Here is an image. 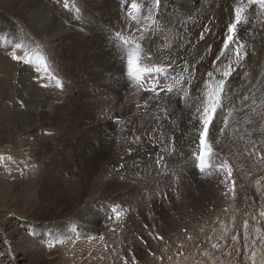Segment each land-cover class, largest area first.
<instances>
[{
    "label": "rangeland",
    "instance_id": "obj_1",
    "mask_svg": "<svg viewBox=\"0 0 264 264\" xmlns=\"http://www.w3.org/2000/svg\"><path fill=\"white\" fill-rule=\"evenodd\" d=\"M16 1L0 0V197L6 198L0 204V221L8 219L0 222V264H22L42 246L57 251L52 264H211L212 258L213 264L218 263L227 248L222 239L207 240L209 230L232 222L235 212L244 219L264 213V170L258 168L264 164V82L242 100L241 110L248 107L253 112L247 108L241 113L237 106L235 114L232 106L222 103L216 114L221 122H213L208 134L201 171L200 142L195 154L194 144L183 147L178 129L180 121L188 120L190 111L198 107L197 103L189 110L197 84L194 80L187 81V88L178 84L166 72L171 68L160 67L144 40L151 37L154 0H44L53 7L58 4L61 15L64 10L79 11L90 27L84 36L73 30L44 33L41 30L51 22L53 10L40 13L39 0ZM254 19L247 36L239 34L227 48L232 52L236 42L242 45L240 61H247V54L257 48L253 39L264 38V8ZM133 57L140 69L164 71L130 75ZM160 77L169 81L156 86ZM156 87L165 90L157 94ZM251 93H261L262 100L253 102ZM102 101L108 104L100 108ZM237 115L240 123L230 120ZM223 121L228 122L227 135L222 132ZM191 126L188 133L193 137L203 128L200 118ZM19 176L25 182L34 180V190H19ZM13 182L7 193L4 187ZM108 185L113 192L105 190ZM26 203L30 212L25 216L21 212ZM85 204L92 217L100 211L101 217L73 220ZM17 229L26 233L34 229L35 234L17 254L19 262L13 263L7 239L15 237L11 231ZM122 234L126 237L116 239ZM257 246L242 251V261L233 264H264V247ZM223 260L227 264V258Z\"/></svg>",
    "mask_w": 264,
    "mask_h": 264
},
{
    "label": "bare ground",
    "instance_id": "obj_2",
    "mask_svg": "<svg viewBox=\"0 0 264 264\" xmlns=\"http://www.w3.org/2000/svg\"><path fill=\"white\" fill-rule=\"evenodd\" d=\"M16 1V0H15ZM26 1V0H25ZM32 1V0H31ZM44 1V0H43ZM42 0H39V4L37 8H40L39 11L40 13H43L44 9L50 10L54 12L53 18L51 17V22L47 26L41 27L43 28L41 31H43L46 34H51L55 33L56 31H78L82 36L89 34L90 27L87 25L86 18L83 17L84 19L82 20L81 14H79V11L76 12V10H73L72 12L69 9L68 11H65L64 13H61V10L58 12V9L56 7H53L52 5L48 4L47 2H43ZM63 1V0H62ZM101 2V0H99ZM2 2V1H1ZM17 2V1H16ZM15 2V3H16ZM57 2V1H56ZM88 2V1H87ZM90 2V1H89ZM88 2V3H89ZM94 2V1H93ZM29 3V2H28ZM38 3V1H37ZM51 3V2H49ZM68 3V2H67ZM150 3V2H149ZM22 4V3H21ZM34 4V3H33ZM69 4V3H68ZM67 4V5H68ZM92 4V3H91ZM15 5V4H14ZM20 5V4H19ZM61 5V4H60ZM70 5V4H69ZM148 5V4H147ZM247 5V7H245ZM3 6V3H2ZM31 6V5H30ZM33 6V5H32ZM44 6V7H43ZM149 6V5H148ZM1 7V6H0ZM17 8L16 6H14ZM23 7V6H22ZM73 7V6H72ZM237 7H244V19L246 22H241L237 29H236V36L239 34H245L247 36V29L250 28L252 23L254 22V16L257 13L258 9L261 8L259 4H249V0H154L153 1V8H152V15L150 14L151 10L149 11V14L152 16V25L150 26V34L151 37L144 38L146 43L151 49V52H153L157 56V60L160 63V67L166 66L171 69H168L166 72L171 73L175 81L178 82L181 86L185 84V88L189 87L187 85V81L191 84L192 81L196 82V91L193 94V99L190 103L191 106H189V110L192 109L194 104L198 103V107H194L190 111L191 115H189L187 118L188 120H182L180 121V127L178 128L181 136V142L183 143V147L185 146V143H188L187 145H190L191 143L194 144V152L197 154L199 151V140H200V133L203 131V128L198 134L193 135L189 134L191 127L189 125H192L194 122L200 118L202 115V105L204 106L205 103V96L204 93L207 90L206 85L207 84H212L214 85L215 83H218L220 79L225 80V92L223 93V99L222 103L230 105L234 108V112L236 114L237 112V106L238 109L240 108V112L242 111V100L244 97H246V92L250 90H258L260 87L261 82H264V38L259 39H253L255 41L254 43L257 45L254 50L247 54L248 56L246 58L247 61H238L236 58V47L238 43L236 42L235 45L233 46L234 51H230L228 49L224 48V42L229 35L228 31V25L234 22L235 19V9ZM5 8L8 9L5 5ZM30 8V7H29ZM33 8V7H31ZM10 9V7H9ZM52 9V10H51ZM14 10V9H13ZM19 10V8L17 9ZM36 10V9H35ZM7 11V10H6ZM12 11V10H11ZM46 11V10H45ZM8 12V11H7ZM19 12V11H18ZM263 12V11H262ZM11 13V12H10ZM16 13V12H15ZM21 13V12H19ZM13 14V13H12ZM22 14V13H21ZM45 14V13H44ZM53 14V13H52ZM19 15V14H18ZM48 15V14H47ZM73 15L75 16L76 20L73 18ZM22 16V15H21ZM24 16V15H23ZM38 16V15H37ZM51 16V14H50ZM65 16V18L63 17ZM19 17V16H18ZM47 17V16H46ZM26 18V17H25ZM24 18V19H25ZM41 18V17H40ZM63 18V19H61ZM23 19V18H22ZM36 20V19H35ZM45 22L48 20H45ZM62 20V21H61ZM82 20V21H81ZM32 21V20H31ZM81 21V22H80ZM43 22V23H45ZM154 22H155V27H154ZM258 22V21H257ZM40 23V22H39ZM47 23V22H46ZM151 23V22H150ZM29 24V22H28ZM27 24V25H28ZM42 24V23H41ZM40 24V25H41ZM31 25V24H30ZM42 26V25H41ZM35 27V26H34ZM40 29V28H39ZM148 29V28H147ZM146 29V30H147ZM31 31V30H30ZM35 31H37L35 29ZM33 33V32H32ZM40 33V32H39ZM42 33V32H41ZM57 33V32H56ZM63 33V32H62ZM255 33V32H254ZM36 34V33H35ZM38 34V33H37ZM149 34V32H148ZM41 36V35H39ZM46 36V35H45ZM49 36V35H48ZM235 36V38H236ZM251 36V35H250ZM248 35V37L250 38ZM243 39V37H240ZM246 38V37H245ZM244 38V39H245ZM252 38V37H251ZM257 38V37H256ZM143 40V41H144ZM238 40V39H237ZM235 40V41H237ZM247 41V40H245ZM244 41V42H245ZM240 42V41H239ZM243 42V41H242ZM250 42V41H249ZM248 42V43H249ZM234 43V42H233ZM247 43V42H246ZM251 44V42H250ZM112 45V44H111ZM248 45V44H247ZM263 45V47H261ZM231 46V47H232ZM246 46V44H245ZM251 46V47H253ZM247 47V46H246ZM249 47V46H248ZM249 47V48H251ZM248 48V50H250ZM243 49V48H242ZM253 49V48H252ZM242 51V50H241ZM244 51V49H243ZM247 51V50H246ZM105 52V51H104ZM106 55V52L104 53ZM234 52V54H233ZM113 53V52H112ZM111 53V54H112ZM246 53V52H245ZM110 54V53H107ZM243 54V53H242ZM104 55V56H105ZM113 55V54H112ZM245 55V54H244ZM244 58V56H243ZM242 58V59H243ZM174 61H177L178 64L180 65L179 67L175 64ZM111 63V62H110ZM191 64V65H190ZM1 65V64H0ZM228 68H231L232 72L229 77H224L223 73L224 71L228 70ZM122 69V68H121ZM163 69V68H162ZM211 72L213 75L212 77L208 76V73ZM2 73V72H1ZM11 73V72H10ZM23 73V72H22ZM21 73V74H22ZM20 74V77H21ZM157 75V74H156ZM12 76V75H11ZM25 76V75H24ZM15 77V76H14ZM157 77V76H156ZM155 77V78H156ZM189 77V78H188ZM24 78V77H23ZM16 80V79H15ZM27 80V79H26ZM160 82L156 83V86H161L162 83L169 81L167 78L162 79L161 77L158 79ZM115 81V80H114ZM22 82V81H21ZM24 82V81H23ZM22 82V83H23ZM125 82V81H124ZM155 82V81H154ZM173 83V82H172ZM28 84V83H27ZM114 84V83H113ZM1 85V83H0ZM23 86V85H22ZM192 87V85H190ZM27 87V85H26ZM29 87V86H28ZM150 87V86H149ZM190 87V88H191ZM105 88V87H104ZM224 88V89H225ZM28 89V88H27ZM26 89V90H27ZM107 89V88H106ZM223 89V90H224ZM24 90V89H23ZM23 90H21L23 92ZM165 90V88L161 89L159 87L155 88V91L157 94L162 93ZM20 91V90H19ZM105 91V90H104ZM192 91L189 90V92ZM25 92V91H24ZM23 92V93H24ZM264 92V91H263ZM106 93V92H105ZM165 93V92H164ZM226 93V94H225ZM250 93V92H249ZM190 94V93H189ZM225 94V95H224ZM255 94V93H254ZM251 93V100L256 102L258 98H261V93L259 95H254ZM20 95V94H19ZM21 94V98H22ZM26 95V94H25ZM104 95V94H103ZM110 95V94H109ZM141 95V94H140ZM144 95V94H143ZM105 96V95H104ZM107 96V95H106ZM105 96V97H106ZM128 96V95H127ZM145 96V95H144ZM143 96V97H144ZM164 96V95H163ZM19 97V96H18ZM125 97V95H124ZM250 97V96H249ZM154 98V97H153ZM26 99V98H25ZM166 97H160V100L164 101ZM51 100V99H50ZM112 100V98H111ZM128 100V99H127ZM158 100V101H160ZM184 100V99H183ZM204 102H203V101ZM245 100V99H244ZM250 100V102H251ZM260 100V99H259ZM29 101V100H28ZM110 101V100H109ZM114 101V100H113ZM113 101H110L113 103ZM130 101V100H129ZM139 101V100H138ZM160 101V102H161ZM176 101V100H175ZM249 101V99H247ZM32 101H29V103ZM142 102V100H141ZM155 102V101H153ZM182 102V101H180ZM246 101H244L245 103ZM249 102V104H251ZM110 103V104H111ZM149 103V102H148ZM158 103V102H157ZM248 103V102H247ZM245 103V104H247ZM257 103V102H256ZM261 103V101L259 102ZM258 103V104H259ZM28 104V102H27ZM26 104V105H27ZM31 104V103H30ZM46 104V103H45ZM108 102L102 101L100 103V108L104 107ZM109 104V106H110ZM146 103H144L145 105ZM174 104V103H173ZM184 104V103H183ZM180 104V105H183ZM255 104V103H253ZM252 104V105H253ZM139 105V104H138ZM149 105V104H148ZM158 105V104H157ZM160 105V104H159ZM164 105V103H163ZM179 105V102H178ZM185 105V104H184ZM183 105V106H184ZM257 105V104H256ZM254 105V106H256ZM29 106V104H28ZM165 106V105H164ZM170 106V105H169ZM176 106V105H175ZM186 106V105H185ZM27 107V106H26ZM31 107V106H29ZM39 107V106H38ZM45 107V106H44ZM43 107V110H45ZM160 107V106H158ZM182 108V110L186 109V107L179 106V108ZM224 107V105H223ZM247 107V106H244ZM251 107V105H250ZM34 107H31L32 109ZM113 108V107H112ZM171 108V106H170ZM184 108V109H183ZM221 108V107H220ZM225 108V107H224ZM228 108V107H227ZM236 108V109H235ZM248 108V107H247ZM245 109L244 111L247 112L250 108ZM255 108V107H254ZM260 108V107H259ZM51 109V108H49ZM165 109V108H164ZM33 110V109H32ZM176 109H174L175 111ZM259 110V109H256ZM255 110V111H256ZM262 110V109H261ZM37 111V110H36ZM35 111V113H36ZM39 111V110H38ZM42 112V109L40 110ZM48 111V110H47ZM46 111V112H47ZM51 111V110H50ZM231 111V110H230ZM242 111V112H244ZM24 112V111H23ZM41 112H40V117H41ZM45 112V111H44ZM129 112V111H128ZM136 112V111H135ZM139 112V111H138ZM161 112H163L161 110ZM177 112V111H176ZM180 112V111H179ZM232 112V111H231ZM239 112V111H238ZM239 112V113H240ZM241 112V113H242ZM253 112V109L252 111ZM250 112V113H251ZM260 112V111H258ZM19 113V112H18ZM21 113V111H20ZM19 113V114H20ZM27 113V112H26ZM39 113V112H38ZM43 113V112H42ZM166 113V112H165ZM169 113V112H168ZM172 113V112H170ZM174 113V112H173ZM189 113V112H188ZM222 113V112H220ZM29 114V113H27ZM145 114V113H143ZM161 114V113H160ZM167 114V113H166ZM227 114V113H226ZM225 114V115H226ZM234 114V113H233ZM45 115V114H44ZM177 115V113H174V116ZM182 115V114H181ZM223 115V114H222ZM246 115V113H245ZM249 115V114H248ZM258 115V114H257ZM6 116V115H5ZM139 116V114H137ZM141 116V115H140ZM250 116V115H249ZM248 116V117H249ZM252 116V115H251ZM256 116V115H255ZM20 117V116H19ZM38 117V116H37ZM50 117V116H49ZM179 117V115H178ZM222 117V116H221ZM224 117V116H223ZM226 117V116H225ZM239 117L245 118V116H242L239 114ZM238 115L233 119H230L232 121H238L239 119ZM151 118V117H150ZM146 120V124H150L151 119ZM157 118V117H156ZM259 118V116L257 117ZM36 119V118H35ZM47 119V118H46ZM136 119V118H135ZM140 117H138V120ZM254 119V116H253ZM256 119V117H255ZM263 119V115H262ZM261 119V120H262ZM44 120V119H43ZM174 120V119H173ZM222 120H225L222 118ZM245 120V119H244ZM259 120V119H258ZM45 121V120H44ZM43 121V122H44ZM137 121V120H136ZM156 121V120H155ZM166 121V119H165ZM164 121V122H165ZM179 121V120H177ZM218 121H220L219 114L218 116L215 117L214 123L216 124ZM227 121V120H226ZM225 121V122H226ZM252 121V120H251ZM23 122V120H22ZM30 122V121H29ZM143 122V121H142ZM171 122V121H170ZM221 122V121H220ZM219 122V123H220ZM224 122V121H223ZM222 129V132L224 135H227L229 133L228 131V125L225 123ZM240 123V120L238 121ZM253 122V121H252ZM32 123V121H31ZM137 122H135L136 124ZM178 123V122H177ZM198 123V122H197ZM242 123V120H241ZM256 123V122H255ZM24 124V122H23ZM26 124V123H25ZM43 124V123H42ZM133 124V122H132ZM138 124V123H137ZM171 124V123H170ZM179 124V123H178ZM232 124V123H231ZM249 124V123H247ZM254 124V123H253ZM251 124L252 126L250 127H255V125ZM29 125V123H28ZM33 125V124H32ZM41 125V124H40ZM102 125V124H101ZM154 125V124H153ZM6 126V125H5ZM8 126V125H7ZM62 126V125H61ZM172 126V125H171ZM218 126V125H217ZM215 126L216 130L219 128ZM220 126V125H219ZM24 127V125H23ZM29 127V126H28ZM32 127V126H31ZM176 127V126H174ZM178 127V126H177ZM249 127V128H250ZM7 128V127H5ZM22 128V127H21ZM38 128V127H37ZM213 128V127H212ZM222 128V127H221ZM15 128H13L14 130ZM26 129V128H25ZM34 129V128H33ZM55 129V128H54ZM128 129V128H127ZM172 128H170L171 130ZM1 130V129H0ZM31 130V128H30ZM254 130V129H253ZM16 131V130H15ZM25 131V130H24ZM163 131V130H162ZM167 131V130H166ZM198 131V130H197ZM1 132V131H0ZM10 130L8 129L9 133ZM14 132V131H13ZM18 132V131H17ZM106 132V131H105ZM3 133V132H2ZM6 133V131H5ZM12 133V131H11ZM187 133L190 135L188 136ZM197 133V132H196ZM179 134V133H178ZM235 134V133H234ZM3 135V134H2ZM1 135V136H2ZM6 137V136H5ZM4 138V136H3ZM2 138V140H3ZM12 139V138H10ZM9 139V140H10ZM5 140V138H4ZM8 140V141H9ZM102 141V140H101ZM114 141V140H113ZM13 143V142H12ZM231 144V143H230ZM167 145V144H166ZM228 145V144H227ZM181 148V147H180ZM182 149V148H181ZM186 151V150H185ZM155 152V151H154ZM260 153V152H259ZM158 154V152H157ZM156 154V155H157ZM9 156V155H8ZM155 156V155H154ZM197 156H200L199 154ZM16 158V157H15ZM7 159V158H6ZM262 161V160H261ZM25 163V162H24ZM104 163V162H103ZM31 164V163H30ZM81 164V163H80ZM262 164V163H260ZM259 164V165H260ZM104 165L102 166V170L104 169ZM258 165V168L261 170H264V164L261 165V167ZM24 166V165H23ZM31 166V165H30ZM78 166V164H77ZM25 167V166H24ZM28 167V166H27ZM96 167V166H95ZM12 168V167H11ZM111 168V167H110ZM111 170V169H110ZM34 171V170H33ZM32 171V174H33ZM37 171V170H36ZM101 171V170H100ZM106 171V169H105ZM112 171V170H111ZM109 171V172H111ZM114 171V170H113ZM96 172V171H95ZM20 173V172H19ZM97 173V172H96ZM102 173V172H100ZM104 173V170H103ZM108 173V172H107ZM35 174V173H34ZM88 175V174H87ZM103 175V174H102ZM106 177V176H105ZM34 176H32V179ZM90 181V180H89ZM126 183V182H125ZM239 183V182H238ZM122 184V183H121ZM14 185V182L12 185L6 184V187H4V190H7V193L10 191V188ZM16 185L19 187V190H22L24 188L27 189L28 191L31 192L34 190L33 187H35L34 180H31L30 182H25L22 180V177L19 176V179L16 180ZM95 185V184H94ZM105 185V184H103ZM123 186V185H122ZM121 186V187H122ZM103 187V186H102ZM77 189V188H76ZM102 189V188H101ZM101 189L100 192L102 191ZM104 189V188H103ZM241 189V187H240ZM96 190V189H95ZM105 190H108L110 192H113V189L108 185ZM27 191V192H28ZM243 191V190H242ZM241 191V192H242ZM106 192V191H105ZM6 193V196H7ZM21 194V193H20ZM92 194V193H91ZM90 194V195H91ZM95 194V193H94ZM251 194L254 195L253 191H251ZM93 196V194H92ZM101 196V195H100ZM8 198V196H7ZM106 198V197H105ZM263 198V197H262ZM5 197L3 196L2 198L0 197V204H2L5 201ZM264 201V199H262ZM10 201V199H9ZM11 202V201H10ZM27 202V201H26ZM258 203V202H257ZM21 204V203H20ZM20 204H16L18 207ZM26 205H23L24 208H22V214L26 216L27 213L30 212V207ZM5 206V205H4ZM22 206V205H20ZM1 207V206H0ZM77 207H75L76 210ZM95 210V208H93ZM4 210V209H3ZM82 211H78L72 215L73 220L78 221L81 223V221H87L90 222L94 220V218L101 217L102 213L98 212V215L95 217H92L88 211L92 210L91 207L87 204L83 205L81 208ZM94 215V214H93ZM5 216V214H3ZM247 216V215H246ZM103 217V216H102ZM106 215L104 216V219H106ZM234 219L232 222H226L224 224H219V227L216 231H211L209 230V234L206 237L207 240H211L212 238L214 239H222V242H225V247L227 250L222 254V256L219 258V262L216 264H226V262L223 260V258H227V264H233V261H242V255L241 252L247 250L251 246L254 247V250L257 246H259V250L264 247V213L259 214L254 216L253 218H247L244 219L240 214L234 213ZM85 218V219H84ZM103 221H106L104 220ZM108 219V218H107ZM257 219H260L263 223L259 224ZM4 222H7V218L1 219ZM0 221V222H1ZM249 221V223H246ZM13 222V221H12ZM8 223V222H7ZM93 223V222H92ZM90 224V223H89ZM108 224V223H107ZM256 224L257 228L252 229V225ZM4 225V224H3ZM106 225V224H105ZM64 226V225H63ZM3 227V226H2ZM11 227V226H10ZM9 227V228H10ZM14 227V226H12ZM18 227V226H17ZM255 227V226H254ZM15 228V227H14ZM8 229V228H6ZM211 229V228H210ZM12 230V229H11ZM18 230V229H17ZM249 230V232H247ZM109 232V230H107ZM7 232V231H6ZM11 232H14V236H18V238L15 239V237H10L7 239L8 241V249L10 253L12 254V257L14 258V262H19L17 258V254L24 252L26 249L27 245H30L32 241L34 240V234L35 231L34 229L31 230L30 233H26V231L21 230H13ZM111 232V231H110ZM33 233V234H32ZM117 233V232H116ZM6 234V233H5ZM9 234V233H7ZM107 234V233H106ZM111 234V233H110ZM109 234V236H110ZM118 234V233H117ZM4 235V234H2ZM113 236H115L113 234ZM206 236V233L203 234L202 238ZM112 237V236H111ZM120 237H126L123 234L120 235L119 237H116V239H120ZM14 238V239H13ZM18 239V240H17ZM115 239V241H116ZM114 240V239H113ZM215 240V241H216ZM5 241V240H4ZM10 241V242H9ZM35 242V241H34ZM3 243V241H2ZM214 243V242H213ZM217 242L216 244H218ZM35 244V243H34ZM32 244V245H34ZM85 244V243H84ZM207 244V243H206ZM205 244V245H206ZM215 244V243H214ZM215 244V245H216ZM81 245V244H80ZM37 246V245H36ZM213 246V244H212ZM257 246V247H258ZM29 248V247H28ZM36 249V248H34ZM6 250V249H5ZM29 250V249H28ZM38 250V249H37ZM252 250V249H251ZM253 250V251H254ZM32 252V250L30 251ZM56 250H52L50 248L46 249L45 247H39V250L36 254L31 253L26 256L23 260L24 262L22 264H52V260L56 257ZM78 252V251H77ZM209 252V251H208ZM27 253V252H26ZM29 253V252H28ZM203 254V253H202ZM205 254V253H204ZM257 254V253H256ZM25 255V254H24ZM78 255V254H77ZM262 255V254H261ZM80 256V255H79ZM78 256V257H79ZM241 256V259H240ZM24 257V256H23ZM77 257V256H76ZM64 263L66 261L65 257H63ZM12 261V260H11ZM211 264L215 262V258H212L210 260ZM213 262V263H212ZM15 264V263H14Z\"/></svg>",
    "mask_w": 264,
    "mask_h": 264
},
{
    "label": "snow or ice",
    "instance_id": "obj_3",
    "mask_svg": "<svg viewBox=\"0 0 264 264\" xmlns=\"http://www.w3.org/2000/svg\"><path fill=\"white\" fill-rule=\"evenodd\" d=\"M249 4H259L261 8H264V0H249ZM247 7V5H245ZM245 8L244 7H237L235 9V19L234 22L228 25V31L229 35L227 36L225 42H224V48L227 49L231 43L235 41V36H236V29L238 25L241 22H246L244 19L243 13H244ZM241 48L242 45H237L236 47V55L237 59L239 61L241 57ZM130 69H129V74H142L145 71L148 72H162L164 69L162 68H156V69H140L136 67V58L133 57L130 60ZM231 68H228V70L224 71L223 76L224 77H229L231 75ZM212 73L209 72L208 76L212 77ZM225 85V80L220 79L218 83L215 85L212 84H207L206 91L204 93L205 96V103L202 108V115L200 116V122L203 127V131L200 133V145H201V152H200V166H201V171L204 170V156L205 152L208 149V134L211 130V127L213 126V122L215 120L217 111L220 107H222V97H223V89ZM264 159V158H262ZM228 175L231 176V169L229 168L228 170Z\"/></svg>",
    "mask_w": 264,
    "mask_h": 264
}]
</instances>
